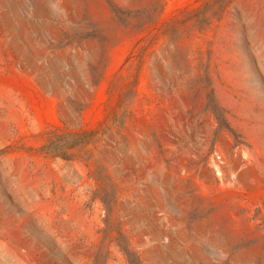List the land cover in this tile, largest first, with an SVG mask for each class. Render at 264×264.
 Returning a JSON list of instances; mask_svg holds the SVG:
<instances>
[{
  "label": "rangeland",
  "instance_id": "374dc122",
  "mask_svg": "<svg viewBox=\"0 0 264 264\" xmlns=\"http://www.w3.org/2000/svg\"><path fill=\"white\" fill-rule=\"evenodd\" d=\"M0 264H264V0H0Z\"/></svg>",
  "mask_w": 264,
  "mask_h": 264
},
{
  "label": "trees",
  "instance_id": "16d2710c",
  "mask_svg": "<svg viewBox=\"0 0 264 264\" xmlns=\"http://www.w3.org/2000/svg\"><path fill=\"white\" fill-rule=\"evenodd\" d=\"M67 136H70L69 134L65 135H58L54 139H51L47 142L45 145V149L48 150L51 153L61 155L63 157H67L69 150L71 148H75L78 146L79 141H73L69 142L67 140Z\"/></svg>",
  "mask_w": 264,
  "mask_h": 264
}]
</instances>
